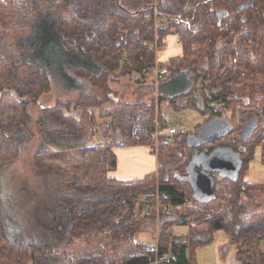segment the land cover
Listing matches in <instances>:
<instances>
[{"label":"trees","instance_id":"obj_1","mask_svg":"<svg viewBox=\"0 0 264 264\" xmlns=\"http://www.w3.org/2000/svg\"><path fill=\"white\" fill-rule=\"evenodd\" d=\"M5 1L2 10L7 11L23 3L19 7L26 10L27 22L11 25L0 14V144L9 142L7 147L0 146L1 152H14L19 158L38 140L43 148L72 152L88 146L95 128L111 129L116 116L107 113L109 107L125 103L116 99L110 85L122 78L146 79L154 74L156 56L144 42L156 37L155 9L168 19L156 30L158 41L166 46L158 55L159 66L170 71V76L156 87L153 82L152 106L145 113L155 126L138 134L137 140L109 145L92 133L97 145H105L103 151L100 145L97 151L93 149L94 169L105 168L102 185L64 188L58 186L61 177L37 168L53 176L48 178L52 186L40 193L23 183L33 201L26 210L22 207V221L9 227L0 208V264H156V258L165 254L170 264H198L197 251L212 245L218 233L225 234L235 247L241 264H264V204L256 199L257 195L264 198V185L244 180L255 146L231 149L239 159V169L231 177L210 175L212 194L205 199L198 198L190 182L191 167L196 174L202 169L194 165L202 151L188 145L191 135L177 133L178 143L173 139L172 144L158 145V151L173 149L160 159L162 177L158 181L155 176L149 180L111 176L118 167L115 148L150 146L159 138H170L163 133L167 124L160 119V105L176 111L213 110L214 117L208 122L216 118L230 121L232 101L248 104L251 96L261 94L256 84L258 68L246 65L247 73L236 81V92L223 72L224 61L232 63L236 58V43L250 58L258 56L264 62V0ZM222 10L229 16L218 26L216 15ZM181 27L183 32L177 34ZM193 54L198 57L192 59ZM175 80L180 81L177 89L170 87ZM242 80L247 84L243 86ZM56 85L80 96L75 103L57 101L54 108L47 107L40 100L52 96ZM131 106L141 110L139 103ZM3 107L14 118H6ZM220 149L230 148L217 146L204 152L211 156ZM1 163L0 158V172L6 167ZM185 205L195 210L186 216L167 215L170 209ZM158 219L156 252L149 253L137 242V235ZM178 225L190 227L188 237L170 233Z\"/></svg>","mask_w":264,"mask_h":264},{"label":"rangeland","instance_id":"obj_2","mask_svg":"<svg viewBox=\"0 0 264 264\" xmlns=\"http://www.w3.org/2000/svg\"><path fill=\"white\" fill-rule=\"evenodd\" d=\"M21 4L23 3L20 2L15 7V9L12 11H7L2 10L6 9V1H0V14L9 20V24L22 26L27 22L26 10H23L21 7H19ZM154 27L156 31V37L153 42H149L150 44H154L156 40H158V32L156 30L157 27ZM179 32H183L182 27L180 30H178L177 34ZM165 47L166 46L164 45L163 50H165ZM233 49L236 54V58L232 63L227 60L224 61L225 70L223 72L224 75H228L230 78L232 88L236 87V81L240 78V74L243 72L247 73L246 65L249 63L254 66V70H257L256 68L259 69L256 72V75L259 78L256 80V84H258V87H260L261 94L255 98L251 96V100L248 104L241 100L232 101L230 104L231 108L228 113L231 117L229 122L231 125H233V133L229 136H226L219 142L207 144L201 149L210 150L217 146L230 149H236L239 148V146L249 148H253L255 146L254 158L249 164V168L246 172V175L244 176V180L249 184L264 185V62L258 56L250 58L239 43H236L235 46H233ZM197 57V54H193L191 58L196 59ZM191 61L194 62L195 60ZM156 62H160L159 57H156ZM253 75L256 76L255 74ZM169 76L170 71L168 72L167 70V74L163 80H166L169 78ZM253 80L255 79H251V81ZM161 81H156L155 74H153L150 76L148 75L146 79H142L140 76H131L122 78L118 83H112L110 86L116 95V99L124 102L125 106H119V104L115 103V105L109 107L110 109L107 111V113L116 116L115 124L111 129L108 130H103L102 127H100L98 128L99 132L95 128L92 133H97V135H95L97 137L96 139L102 138L108 142L109 145H125L137 140L138 134H143L146 129H152L155 125L151 122V115L145 113V111L146 108H149L151 105V98L153 96L151 90L154 84L153 82H155L156 87ZM240 82L243 86L247 84L246 81L243 80ZM179 83L180 81L175 80L174 83L170 85V87L177 89ZM199 85L201 86L200 82L197 86L199 87ZM234 91L236 92L235 88L233 92ZM79 96L80 94L67 92L60 85H56L52 96L46 95L40 101H42L45 106L54 108V106L57 104V101L75 103ZM186 102L187 101L185 100V103ZM138 103L141 104V110L138 109L135 111V108L131 105ZM127 105L129 107H127ZM155 107L157 114V104H155ZM219 107L220 106L213 105L214 109H218ZM3 110L6 114V118H14L13 113L8 110V108L3 107ZM126 110L129 112L133 111L134 113H126ZM212 111L213 110L208 111L207 113H200L194 109H181L176 111L169 107V105L162 104L160 105L159 114L161 115L160 119H164V122H166L167 129L170 127H176L178 129V134L194 136L196 133L194 131L197 130V128L199 129V127L204 126L210 119L214 117V113H212ZM250 117L260 118L258 126L250 139L246 141H239L238 135L242 130L243 122L245 119H249ZM107 126H110V124ZM115 128H118V131ZM166 132L167 131H163L164 134ZM92 133L89 137L91 140L88 142V146L86 148L74 150L72 152H63L54 149L43 148L42 143L40 142L41 140H38L37 143H35L33 146H30L26 151L24 150L19 158L15 157L14 152L0 151V158L2 161L1 164L4 166L6 165V167L0 172V208L1 213L7 216L9 227L10 224H15L17 221H22V207L26 210V208L31 207L33 201L30 200L32 195L27 194L30 190H25L26 186L23 183H26L27 187L30 189L36 188L37 192L39 191L40 193H43V188L46 186H52L48 178L53 176H48L45 172H40L37 168L43 169L42 171H49L52 174H55L58 178L61 177L62 179L60 180V184L58 186L64 188H67L69 185H75V188L79 189L94 186L100 183V185H102L104 183L106 179L104 176L105 168L99 166L98 168L94 169L97 159L94 155L93 149L97 151L98 147H96V141L92 138ZM177 138V136L173 138L174 141H176ZM158 140L159 141L156 142L157 144H168V140H166L164 137L159 138ZM176 142L178 143V140ZM156 143L146 146L148 148L146 151L143 149H135L133 151L140 162L142 160L143 153L146 156L149 154L150 157H153L155 161L159 162L160 172L157 170H155L153 173L147 171L139 172V177H144L143 179L149 180L155 176V180L158 181L162 177V164L160 159L172 154V148H164L163 150L158 151ZM98 145L102 147L100 150L103 151V147H105L104 143L99 142ZM0 146L7 147L9 146V142H5V144L1 143ZM130 148H135V146H131ZM129 150L131 151L132 149ZM184 154L186 156L190 154L187 148L184 150ZM41 175H43L45 179L42 180L40 178ZM214 179L219 184L223 183V181L219 180L220 178H218L216 175L214 176ZM52 182L56 181L53 180ZM256 199L260 202V204H264L263 196L257 195ZM243 200L245 203H248L245 197ZM194 210L195 207H189V205H185L174 210L170 209L167 215L172 216L178 214L186 216ZM158 232L159 219L155 223L149 224L147 230L137 235V242L144 246H150L153 250H156ZM170 233H173L175 236L185 238L190 234V227L186 225L174 226ZM231 248L234 250L233 253ZM232 257L236 258V260L241 263L236 255L235 247L231 246L228 238H226L225 234L223 233H218L215 235V241L212 245L197 251L198 264H227V259L228 264H230Z\"/></svg>","mask_w":264,"mask_h":264},{"label":"water","instance_id":"obj_3","mask_svg":"<svg viewBox=\"0 0 264 264\" xmlns=\"http://www.w3.org/2000/svg\"><path fill=\"white\" fill-rule=\"evenodd\" d=\"M218 26H221L222 22L228 18L229 13L227 11H219L217 12ZM259 120L257 117H251L247 119L244 123L243 131L239 136V140L246 141L253 136L254 131L258 126ZM232 130V126L230 122L226 119H213L204 126L200 127L194 136H190L188 139V145L192 148L201 147L202 145L213 143L214 141L227 136ZM232 155V156H230ZM227 156L231 157V162L229 164H222V159ZM200 156L195 158L194 165L201 164ZM205 159V158H204ZM203 159L204 169L199 173H194L192 171L193 166L190 169L191 178L190 182L192 183L198 198L205 199L208 198L209 195L212 194L213 182L209 172H217L221 176H233L236 173V170L239 169V159L235 156L231 150L220 149L214 152L207 159L208 163L205 164Z\"/></svg>","mask_w":264,"mask_h":264},{"label":"crops","instance_id":"obj_4","mask_svg":"<svg viewBox=\"0 0 264 264\" xmlns=\"http://www.w3.org/2000/svg\"><path fill=\"white\" fill-rule=\"evenodd\" d=\"M129 149H132L131 151ZM135 149H143L146 151L148 148L143 144L135 146V148L130 147H118L115 148L116 155L118 157V167L111 175L115 179L118 180H128L134 178H141L138 174L139 172H155L158 170L159 164L153 157H150L149 154L147 156L143 153V157L141 162L137 158L136 154L133 153ZM130 151V152H129ZM120 152V155H119ZM136 171V172H133ZM129 176V177H126ZM144 178V177H142ZM232 253L234 252L233 248H231ZM219 253V250H218ZM228 264V259L226 261ZM230 264H241L236 258L232 257Z\"/></svg>","mask_w":264,"mask_h":264},{"label":"built area","instance_id":"obj_5","mask_svg":"<svg viewBox=\"0 0 264 264\" xmlns=\"http://www.w3.org/2000/svg\"><path fill=\"white\" fill-rule=\"evenodd\" d=\"M152 17L154 20V24L157 28L161 24L168 22L167 17L160 14L157 9L154 10V14ZM144 45L147 47L148 52L155 54L156 57H158V55L162 52L163 47H164V45L160 44L158 40H156L154 44H150L149 42L145 41ZM153 73L155 74L156 81H161L165 78L167 74V69L160 67L159 62H156L155 66L153 67ZM164 131H167L165 134L169 135L170 137L167 143L172 144L174 136L178 133V129L176 127H172V128L170 127L168 129L166 128ZM158 145L159 144L156 143L157 148H158ZM143 249L144 251L149 252V253L156 252V250H153L150 246H144ZM159 263L170 264L171 263L170 256L168 254H165L161 256L160 258L159 257L156 258V264H159Z\"/></svg>","mask_w":264,"mask_h":264},{"label":"flooded vegetation","instance_id":"obj_6","mask_svg":"<svg viewBox=\"0 0 264 264\" xmlns=\"http://www.w3.org/2000/svg\"><path fill=\"white\" fill-rule=\"evenodd\" d=\"M243 127H244V126H243ZM230 134H231V133H229V135H230ZM229 135H227V136H229ZM225 137H226V136H224V137H222V138H220V139H223V138H225ZM204 146H205V145H202V146L200 147V149L203 148ZM225 150H226V149H225ZM228 150H231V149H228ZM201 151H202V153H201V155H199V156L202 157V158H201L202 161H201V164L198 165V166H201V167H202V169H201V171H202V170L204 169V166H205V165H203V163H202V162H203V159H204V158L206 159V161H205V159H204V161H205V164H207V163H208L207 159L209 158V156L206 154V152H204V151H206V149H204V150L201 149ZM231 151H232V153H233L235 156H237V155L233 152V150H231ZM207 152H208V151H207ZM230 156H232V155H230ZM230 156H227V157H225V158H221V159H222L221 161H222V164H223V165H225V164L227 165V164H229V163H232L231 160H230V159H231ZM194 171H195V170H194ZM216 173H217V172H209L208 175L210 176V175H213V174H216ZM217 174H218V173H217Z\"/></svg>","mask_w":264,"mask_h":264},{"label":"bare ground","instance_id":"obj_7","mask_svg":"<svg viewBox=\"0 0 264 264\" xmlns=\"http://www.w3.org/2000/svg\"><path fill=\"white\" fill-rule=\"evenodd\" d=\"M168 117V116H167Z\"/></svg>","mask_w":264,"mask_h":264}]
</instances>
